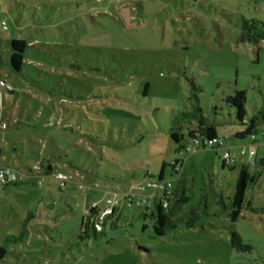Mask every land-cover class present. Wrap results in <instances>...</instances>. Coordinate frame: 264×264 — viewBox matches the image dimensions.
Segmentation results:
<instances>
[{"label": "rangeland", "instance_id": "rangeland-1", "mask_svg": "<svg viewBox=\"0 0 264 264\" xmlns=\"http://www.w3.org/2000/svg\"><path fill=\"white\" fill-rule=\"evenodd\" d=\"M84 1L0 0L8 27L0 28V78L13 88L0 89L8 121L1 163L27 176L0 188V245L19 236L30 215L27 239L11 243L0 264H264V210L246 208H264V167L251 169L257 178L236 220L224 207L241 162L251 160L249 149L264 155V38L242 35L243 23L264 31V0ZM14 37L30 45L31 62L18 72L9 64ZM235 90L245 91L247 117H255L253 144L248 135H233L244 129L226 102ZM196 99L235 167L222 166L221 148L176 151L170 128L187 142L197 123L185 113ZM174 159L184 161L177 177ZM162 161L164 178H175L176 189L184 185L182 211L195 210L193 225L158 236L150 208L120 202L102 232L89 222L82 228L92 201L127 191L147 171L146 178H156ZM39 162L83 188L33 175ZM231 230L249 250L232 247Z\"/></svg>", "mask_w": 264, "mask_h": 264}, {"label": "trees", "instance_id": "trees-1", "mask_svg": "<svg viewBox=\"0 0 264 264\" xmlns=\"http://www.w3.org/2000/svg\"><path fill=\"white\" fill-rule=\"evenodd\" d=\"M16 2V0H14ZM19 20V19H17ZM18 24V23H17ZM246 23L242 24V35L246 40H249L251 42H256L260 37L264 38V31L257 32L253 29H255L254 26H252V29L248 27ZM251 26V25H250ZM30 45L26 42L24 38L14 37L11 39L9 43V64L11 68L14 71H21L22 64L25 61L31 62V59L29 57L25 56V51ZM11 85V84H10ZM147 87V84L145 85V89ZM6 89V88H0ZM194 89H196L194 87ZM9 92L13 91V88L6 89ZM245 91L244 90H235L233 94L228 95L226 97V102L232 106L235 109V117L237 121L240 124L244 125L243 130H237L234 132V137L236 138H243L246 135L249 136L250 144H253L256 142V129H255V117L252 120H249L247 117V112L245 109ZM192 111L186 112L185 116H191V118L194 119V121L197 123V127H190L187 130L188 140L187 142L180 144V141L184 138V134L182 132L178 131V128L171 127L170 128V137L175 143H179L178 147L176 148V151L184 156H187L188 154H191L198 150L200 147L205 148L207 146L211 147H217L221 148L223 151L228 150L230 153V159H224L221 154V161L222 166H229L230 168L235 167V159L231 155L230 148L224 144L225 138L218 135L217 128L215 126V123L208 122L206 118L203 115V112L201 110V107L198 103V100L192 102ZM1 116L6 121V127L0 131V133L5 130L8 127V121L6 117V113L0 110ZM221 138L222 145L214 146L213 144H209V141H213L214 139ZM188 147H192L193 151L189 150ZM252 149H249V155L250 151ZM253 155H251V160H248L246 162H241L236 181L234 186V191L232 196L229 198L228 206H224L225 208H229V218L231 221H234L237 219V217L240 215L241 210L245 205V192L247 187L252 184L256 178L257 174L253 173L251 169L255 168L256 166L264 167V155L256 156V152L254 150ZM1 154V150H0ZM183 159H174L171 163H169V166L171 168L172 176L176 175L175 177L180 175V171L183 167ZM40 167V173L38 175L34 174L37 177L45 176V175H56L57 173L62 172H56L54 171V167L51 163H48L47 165H44L42 162L37 163ZM168 163L165 161H162L161 169L159 171V174L156 178H146V176H150V172L147 171L144 176L143 180L135 183V185H131L129 189L132 188V192H134V196L132 200L129 199H121L118 204L112 207L111 213L106 215V218L104 220V223L102 225L101 230H96L93 226V224L90 222V217L93 213V209L90 204V212H89V219L88 221L84 220V217L81 221L82 228H85L87 226V223L89 222L91 229L94 233L102 232L104 229V226L107 224L106 222L111 218V215L116 211L117 206L120 202H124L127 206H141L144 205L151 209L150 211V217L153 220V229L156 235L161 236L167 232L168 229L174 228L180 224H184L187 226H191L194 224V222L197 221L198 215L196 214L195 210H184L182 211V206L185 202L188 201L187 196L185 195V188L184 185H181L177 189L174 187L173 182L175 178H164V169L165 166ZM33 168L31 167V171ZM17 170V169H16ZM146 178V179H145ZM170 180L171 181V188L169 192H166L164 189L161 188L154 194L150 195L148 203H139L138 199L140 198V195L142 194H150L153 190L152 187H145L147 180H155L158 182H162L164 180ZM75 181L77 182V188L82 189L83 184L78 181L76 177H73L70 175V178L64 183V185L60 184V188L64 187L67 182ZM21 182H15L12 181L10 183H7L5 185L0 186V188H6L8 186H19L23 183ZM138 184H142L143 187L141 189H138L136 186ZM81 185V187H79ZM135 186V187H134ZM109 191L105 192V196L108 195ZM104 196V197H105ZM104 197L99 200L102 202ZM247 209H250L251 211L257 212L258 210H264V208H256L249 205L246 206ZM182 211L179 213V211ZM146 216L145 214H143ZM30 220V215L26 217V219L22 222L21 227V233L19 236H9L5 239L4 244L0 245V261L5 257L8 247L11 243H17L25 241L29 235V231L27 229L28 222ZM230 241L233 248L240 250V251H246L250 249V245L244 243L242 240V237L239 235L238 232L235 230H231L230 232Z\"/></svg>", "mask_w": 264, "mask_h": 264}, {"label": "built area", "instance_id": "built-area-1", "mask_svg": "<svg viewBox=\"0 0 264 264\" xmlns=\"http://www.w3.org/2000/svg\"><path fill=\"white\" fill-rule=\"evenodd\" d=\"M0 28L6 30L7 23L5 20L0 21ZM0 88H6V89H11L12 86L10 83L2 78H0ZM6 127V121L5 119L1 116L0 114V131ZM209 144H213L214 146H219L222 145V140L221 138L214 139L213 141H209ZM189 150L193 151L192 147H188ZM253 155V151H250V156ZM222 157L224 159H230V153L226 149L223 151ZM1 154H0V186L5 185L7 183H10L12 181L15 182H21L25 181L27 176L24 175L21 171L16 170L14 168L5 166L1 163ZM252 161V160H251ZM32 173L38 175L40 173V167L38 164H35L32 166ZM57 178L60 179V184L64 185V183L70 178V175H66L64 173H57L55 175ZM146 186L145 187H152L153 190L150 194H142L140 195V198L138 199L139 203H148L150 195L154 194L161 188H165L164 190L166 192L170 191L171 188V181L164 180L162 182H158L155 180H147ZM37 183L41 184V179H37ZM81 187V185H79ZM135 187V186H134ZM138 189H141L143 187L142 184H138L136 186ZM134 196V192H132V188L128 189L127 191H109L108 195L104 197V199L101 201H92L91 202V207L93 209V213L90 217V222L93 224L94 228L96 230H101L102 225L104 223V220L106 218V215L111 213L112 207L118 204V202L121 199H129L132 200Z\"/></svg>", "mask_w": 264, "mask_h": 264}, {"label": "crops", "instance_id": "crops-1", "mask_svg": "<svg viewBox=\"0 0 264 264\" xmlns=\"http://www.w3.org/2000/svg\"><path fill=\"white\" fill-rule=\"evenodd\" d=\"M99 1V0H96ZM116 2H118L119 4H123L124 2H126L127 0H115ZM84 2H89V0H85ZM72 3V2H71ZM70 2H64V4H66L68 7L74 8V5H72ZM80 3V2H79ZM76 5H78V3H76ZM8 29V28H7Z\"/></svg>", "mask_w": 264, "mask_h": 264}]
</instances>
